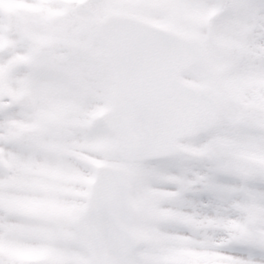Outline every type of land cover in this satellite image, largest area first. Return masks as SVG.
<instances>
[{"label":"snow or ice","instance_id":"6c2138e0","mask_svg":"<svg viewBox=\"0 0 264 264\" xmlns=\"http://www.w3.org/2000/svg\"><path fill=\"white\" fill-rule=\"evenodd\" d=\"M0 264H264V0H0Z\"/></svg>","mask_w":264,"mask_h":264}]
</instances>
